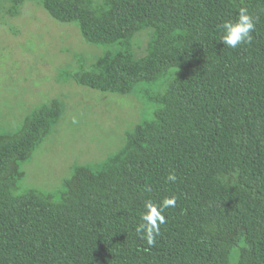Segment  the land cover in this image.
Segmentation results:
<instances>
[{
  "label": "trees",
  "instance_id": "1",
  "mask_svg": "<svg viewBox=\"0 0 264 264\" xmlns=\"http://www.w3.org/2000/svg\"><path fill=\"white\" fill-rule=\"evenodd\" d=\"M17 16L27 0H8ZM102 54L72 80L126 96L162 82L153 111L57 193L15 192L62 115L59 100L0 135V264H264V0H41ZM247 8L250 44L219 26ZM150 31L144 54L134 41ZM139 91V90H138ZM169 172L176 180L168 181ZM226 178V179H225ZM176 204L154 245L136 232L145 201Z\"/></svg>",
  "mask_w": 264,
  "mask_h": 264
},
{
  "label": "rangeland",
  "instance_id": "2",
  "mask_svg": "<svg viewBox=\"0 0 264 264\" xmlns=\"http://www.w3.org/2000/svg\"><path fill=\"white\" fill-rule=\"evenodd\" d=\"M8 8L9 1L0 0V135L12 134L52 100L63 110L53 132L21 164L23 178L15 192L57 193L76 166L97 164L122 147L125 133L153 111L142 94L153 96L162 82L141 84L126 96L80 86L72 80L74 72L102 48L87 44L75 24L51 18L41 0H27L14 17ZM150 36L145 31L135 39L137 56Z\"/></svg>",
  "mask_w": 264,
  "mask_h": 264
},
{
  "label": "clouds",
  "instance_id": "3",
  "mask_svg": "<svg viewBox=\"0 0 264 264\" xmlns=\"http://www.w3.org/2000/svg\"><path fill=\"white\" fill-rule=\"evenodd\" d=\"M222 33L220 42L230 49H235L240 45L250 44L255 31L254 17L249 13L247 8H240L237 18L226 20L220 26ZM176 175L174 172H169L168 181H175ZM226 179V178H225ZM176 204V198H164L159 204L151 200L145 201L144 211L141 214V222L136 226V232L145 239L148 245H154L156 237L160 234V225L165 222V217L162 214L168 207H173Z\"/></svg>",
  "mask_w": 264,
  "mask_h": 264
}]
</instances>
